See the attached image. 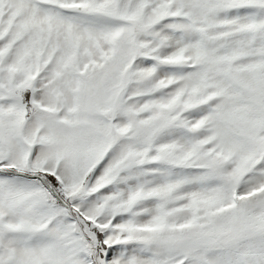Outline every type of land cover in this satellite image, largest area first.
<instances>
[{"label":"snow or ice","instance_id":"snow-or-ice-1","mask_svg":"<svg viewBox=\"0 0 264 264\" xmlns=\"http://www.w3.org/2000/svg\"><path fill=\"white\" fill-rule=\"evenodd\" d=\"M0 264H264V0H0Z\"/></svg>","mask_w":264,"mask_h":264}]
</instances>
